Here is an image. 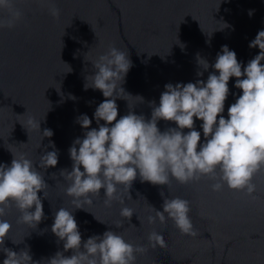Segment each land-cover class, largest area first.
<instances>
[{
    "label": "water",
    "instance_id": "95a60500",
    "mask_svg": "<svg viewBox=\"0 0 264 264\" xmlns=\"http://www.w3.org/2000/svg\"><path fill=\"white\" fill-rule=\"evenodd\" d=\"M60 15L53 17L45 0H15L23 11L22 19L12 28H0V162L10 163L13 153H26L33 161L51 150L49 140L58 149V163L44 172L47 197L42 195L45 217L35 229L18 222L19 210L11 205L4 217L12 224L4 246L19 251L29 247L33 260L41 261L63 249L51 231L54 209L70 206L60 169L71 170L69 147L84 130L76 117L86 113L98 127L93 113L106 97L99 89H85V77L92 71L91 61L110 44L127 48L132 60L123 87L133 96L117 98L118 116L129 111L151 117V101L159 102L168 82L207 79V70L197 63V54L210 64L221 46L234 49L243 66L259 51L249 47L258 30L264 29V0H55ZM249 10H253L251 15ZM7 13L0 10V16ZM222 22L229 26L223 27ZM180 41V43H177ZM183 44V48L181 47ZM264 63V61H261ZM71 68V71H69ZM203 71V76L197 72ZM229 79L225 112L242 89ZM69 93L76 99L69 98ZM129 103V104H128ZM220 114H218L219 116ZM29 117L40 120V128L27 123ZM101 123H104L101 120ZM174 121L160 119L164 130ZM199 129L200 120H195ZM53 130L51 137L43 130ZM187 131V129H185ZM44 136V137H43ZM201 131V140H203ZM47 146V147H46ZM11 149V151L9 150ZM55 173V174H53ZM53 174V175H52ZM253 196L225 186L210 187L208 177L186 184L174 178L169 185H154L137 177L126 198L135 209L130 221L120 215L121 203L104 204L101 195L85 209H76L75 219L82 240L111 228L136 244L147 245L137 253L136 264H264V169L254 178ZM164 195L181 196L191 202L190 216L196 235L183 234L171 220L162 225L149 224V204L162 208ZM127 197V193H124ZM154 214V213H152ZM105 222H101L95 216ZM140 218V220L137 218ZM123 221L118 228L115 223ZM163 232L166 247H151L148 233ZM29 233V234H28ZM13 240L21 241L14 243ZM69 252L65 253L70 254ZM6 253L0 251V264Z\"/></svg>",
    "mask_w": 264,
    "mask_h": 264
},
{
    "label": "clouds",
    "instance_id": "9594fccd",
    "mask_svg": "<svg viewBox=\"0 0 264 264\" xmlns=\"http://www.w3.org/2000/svg\"><path fill=\"white\" fill-rule=\"evenodd\" d=\"M45 2L50 5V14L58 17L60 9L55 0ZM0 10L7 13L0 16V28L14 27L24 15L15 6V0H0ZM252 11L249 10L250 15ZM222 23L221 29L229 26L227 22ZM257 46L260 51L243 69V61L237 59L235 50L227 44L221 46L211 64L197 54V63L202 69L211 67L214 71L208 73L206 80L166 83L159 102H150L151 117L147 119L143 113L132 110L134 105H129V111L117 119V98L127 100L132 96L143 100L141 95L133 96L123 87L132 66L128 49L110 44L95 58L86 59L90 47L84 59L91 61L92 71L85 77L84 88L99 89L106 99L93 113L98 127H89L92 119L86 113L76 117L84 135L77 136L68 149L71 170L60 169L70 206L54 209L51 231L63 242V249L37 261L33 260L28 246L19 251L4 246L12 228L11 222L4 218L9 206L14 205L19 210L18 222L30 229H35L45 217L40 193L43 190L42 195L47 197L48 184L42 170L58 163V149L52 140L48 142L51 150L39 156V167L26 153L16 154L9 149L13 154L11 162H0V251L6 253L2 264H136L137 253L147 251V245L133 243L121 231L111 228L82 240L74 212L76 209L89 211L86 205H91L103 189L104 204L111 206L118 200L122 205L121 217L130 221L136 212L125 201L132 199L129 189L137 177L142 182L167 186L173 178L186 184L208 177L213 181L210 185L213 191L227 186L253 196L257 190L253 178L264 169V63H261L264 61V29L258 30L249 41V47ZM197 75L203 76V71H198ZM230 77H236L234 85L242 92L232 93L236 98L229 104L225 116ZM69 98L76 99L71 93ZM160 119L175 124L161 130ZM196 119L200 120L199 129L195 126ZM27 123L40 128V120L35 117H29ZM43 133L51 137L53 130L45 128ZM161 196V209L149 204L148 223L158 221L164 225L171 220L181 233L196 235L190 216L191 202L181 196L164 195L163 189ZM122 223L117 221L115 225L119 228ZM21 241L13 240L14 243ZM148 241L151 247H166L163 232H149ZM69 250L70 254L66 255Z\"/></svg>",
    "mask_w": 264,
    "mask_h": 264
}]
</instances>
